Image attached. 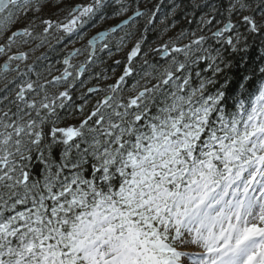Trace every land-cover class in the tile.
<instances>
[{
  "label": "snow or ice",
  "instance_id": "1",
  "mask_svg": "<svg viewBox=\"0 0 264 264\" xmlns=\"http://www.w3.org/2000/svg\"><path fill=\"white\" fill-rule=\"evenodd\" d=\"M163 3L0 0V264H264V0Z\"/></svg>",
  "mask_w": 264,
  "mask_h": 264
},
{
  "label": "trees",
  "instance_id": "2",
  "mask_svg": "<svg viewBox=\"0 0 264 264\" xmlns=\"http://www.w3.org/2000/svg\"><path fill=\"white\" fill-rule=\"evenodd\" d=\"M151 2L152 4H155L158 3L159 0H151ZM209 2H218V0H164L163 5L161 6V10L157 13L156 20V24H161V26L159 28H156L155 25V30L150 31L148 33L149 40L155 43H158L161 40L162 36L166 34V32L163 31L164 24L169 25V30L167 32L172 33V37L176 36L181 28H184L188 31L195 30L197 24L199 23L200 17L203 16L207 11L206 5ZM173 3L180 4L183 6V10L178 9L175 16L169 15ZM194 4H199L201 5V7L194 8ZM166 16L167 19H165ZM173 20L176 22L177 25L175 28L171 27V21ZM188 20H191L192 23L189 24ZM160 21H164V24L160 23ZM212 30H215V27H213ZM124 55L125 54H123L121 58H123ZM116 58L121 59L117 56ZM53 59H55L54 55ZM259 63L260 49L257 44H253L252 48L249 50L248 56L244 58L243 62H241L239 56H236L232 59L233 67L230 70L225 69V72L219 75V81L217 86H219V83H223L225 78H227L230 81V83L228 84V90L230 94L235 93L238 90V83L241 77L246 73L250 74L251 68ZM108 64H111V60L108 61ZM117 71H119V69Z\"/></svg>",
  "mask_w": 264,
  "mask_h": 264
},
{
  "label": "rangeland",
  "instance_id": "3",
  "mask_svg": "<svg viewBox=\"0 0 264 264\" xmlns=\"http://www.w3.org/2000/svg\"><path fill=\"white\" fill-rule=\"evenodd\" d=\"M161 26V24H156V28H159ZM92 33L90 32L89 33V35H91ZM172 33H170V32H166V34H164L163 36H162V38H161V40L158 42V43H160V42H163V41H167L170 37H172ZM174 37V36H173ZM77 47H79V44H77L76 45ZM127 51V49L125 50V52ZM125 52H123V54H125ZM37 54H39V52L37 53ZM122 53H119L118 55H117V57L118 58H121L122 57V55H123Z\"/></svg>",
  "mask_w": 264,
  "mask_h": 264
}]
</instances>
